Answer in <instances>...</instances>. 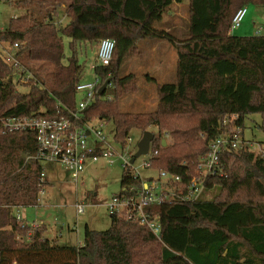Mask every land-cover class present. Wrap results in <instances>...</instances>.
Listing matches in <instances>:
<instances>
[{"label": "trees", "instance_id": "obj_1", "mask_svg": "<svg viewBox=\"0 0 264 264\" xmlns=\"http://www.w3.org/2000/svg\"><path fill=\"white\" fill-rule=\"evenodd\" d=\"M182 1L0 0L27 10L0 31V42L19 44L18 58L27 69L41 73L50 64L53 75L48 85L35 71L38 77L22 92L0 51V122L22 116L71 118L84 74L77 47L110 38L116 41L112 61L95 70L102 85L109 84L84 112L85 121L113 124L114 139L123 148L134 129L143 136L158 128L153 169L178 175L187 184L210 143L229 128L224 124L228 114L238 116L233 124L243 133L246 118L260 114L258 127L264 133V35L231 33L237 11L249 3L263 6L264 0H190L189 31L177 42L156 24ZM63 5L66 25L55 20ZM64 37L71 39L72 50L66 63ZM146 39L176 46L177 79L161 84L149 76L157 85L156 108L122 111V97L138 90L134 73L121 76L122 65L139 54V43ZM166 134L172 141L164 146ZM37 152L33 132L0 129V264H264V156L249 147L220 154V170L208 177L199 200L146 207L160 221V237L147 226L111 215L107 230L86 226L81 246L58 244L45 236L44 225L22 226L14 216V207L38 204L44 166ZM122 183L141 186L128 170L122 172Z\"/></svg>", "mask_w": 264, "mask_h": 264}, {"label": "built area", "instance_id": "obj_2", "mask_svg": "<svg viewBox=\"0 0 264 264\" xmlns=\"http://www.w3.org/2000/svg\"><path fill=\"white\" fill-rule=\"evenodd\" d=\"M247 12V7L240 8L232 20V29L238 28ZM261 29L257 30L260 35ZM116 41L106 38L100 41L97 53L98 62L93 66L94 71L97 67L109 66ZM0 51L5 61L13 68L18 81L27 83L34 77L32 73L26 74L24 65L18 58L19 44L9 42H0ZM102 80L95 71L94 82L85 86H79V93L83 92L78 99L75 110L71 111V118L56 119L45 118L41 116H22L6 117L0 122V129L3 133H15L20 131H30L36 136L38 143V152L35 156L43 166L45 163H55L63 166L69 171L75 183L80 181L82 175L91 165L104 161L106 165H120L122 170H128L134 180L140 181V188L136 186L124 187L122 179L120 181V190L114 193L107 207L110 215H116L119 218L134 221L147 226L155 235L160 237L161 224L157 217L146 210V207L152 204L171 202L178 200L182 202H195L199 200L204 192L206 181L210 175H214L220 170V154L225 150H241L251 147L249 141L240 137L241 128L233 123L238 119L237 115H226L224 124L230 125L229 128L216 140L209 145V152L200 159L196 174L192 176L187 184H182V178L178 175L165 171H159V177L152 176L150 179L143 178L135 162L132 163L133 155L138 147L134 148V141L131 136L128 137V146L123 148L117 144L114 139L113 129L109 132L105 130L109 122L104 120L85 121V111L96 103ZM165 137H170L166 134ZM162 138L163 144H167L166 138ZM152 144L149 149V158L143 163L142 167L153 169L151 159L154 152ZM138 146V145H137ZM260 153H264L262 148ZM45 168L40 178L39 195L45 193ZM174 187V190L171 189ZM22 207H14V216L18 222L24 226L28 225L37 228L38 224H29L20 216ZM77 214H83L86 211V204L78 201L76 204ZM16 212V213H15ZM40 226V225H39Z\"/></svg>", "mask_w": 264, "mask_h": 264}, {"label": "rangeland", "instance_id": "obj_3", "mask_svg": "<svg viewBox=\"0 0 264 264\" xmlns=\"http://www.w3.org/2000/svg\"><path fill=\"white\" fill-rule=\"evenodd\" d=\"M49 5V4H47ZM53 5V4H52ZM52 8L51 6H47ZM246 15L242 21L241 26L249 25L252 33L257 29H261V35H264V5L259 6L254 3L246 5ZM60 10V11H59ZM188 12V8H186ZM26 9L17 7L16 5L0 2V31H4L9 28L10 21L16 17L25 15ZM63 15H65V9L58 7V13L55 18L59 21ZM66 20L62 25H66ZM60 23V22H59ZM187 23L185 21L180 24L183 29ZM168 26L166 21H161L156 24L158 29H166ZM240 28V27H239ZM238 28V29H239ZM238 29H235L236 31ZM243 29V28H242ZM241 29V30H242ZM235 31V32H236ZM240 30H238L239 32ZM171 35L175 39H181L177 36V32L172 30ZM241 33V31H240ZM65 42V63L72 55V50L69 46V40L64 37ZM170 45L171 42L166 41ZM173 46V45H172ZM78 58L81 64H84V74L82 78L81 86H85L94 82L95 71L93 65L98 62L97 53L99 50V44L87 43L78 45ZM40 64H36L39 66ZM25 67V66H24ZM175 68V76L170 83L176 82L177 79V66ZM26 69L32 73L33 76H37L35 69ZM36 71V72H35ZM38 73V72H37ZM134 73L137 76L138 90L137 92L125 94L121 101L120 107L122 111L126 112H150L156 108L157 105V85L154 81L149 80V76L154 78L157 75H161L157 64H151L148 61L143 62L139 56L132 55L126 58L123 62L121 69V76ZM39 77L46 81V84L51 85L53 82L52 68L50 64L44 65L42 72L38 73ZM38 77V76H37ZM167 79H171L170 75L166 73ZM35 78V77H34ZM17 81V89L22 92L29 91L28 83H22L18 81V76H15ZM83 93V92H82ZM261 123V115L253 114L246 118L244 133L241 129L240 137L243 140L250 141V149L254 150L257 154L260 153V149L264 150V144L258 142L264 140V133L259 129L258 124ZM113 129V124H108L105 127L106 131ZM155 136L159 135V130L156 127L150 128ZM130 136L134 141V148H137L138 142L142 137V133L139 130L134 129ZM167 143H171L170 137H165ZM138 150V149H137ZM135 151V153L137 152ZM134 153V154H135ZM264 156V153H262ZM149 158V154L141 155L136 159L135 166L140 171L143 178L150 179L152 176L158 178L159 171L155 169L143 168V163ZM44 168L47 169V180H51V184H47L45 187L46 193L41 195V204L39 208L29 206L20 209V216L26 221L33 222L34 220H43L48 225L49 238H56L58 236L61 245H77L80 241L84 242V234L86 226H89L92 230L103 231L107 230L111 226L110 210L107 207V203L110 201L114 193H118L120 190V181L122 179V168L120 165L110 166L106 165L104 161L99 162L96 166L90 167L87 174H85L78 183H75L72 179L69 171L63 166L55 163H45ZM171 189L174 190V187ZM77 201L86 204V211L83 214L78 215L76 210ZM16 213V212H15ZM72 228H75L73 230ZM63 234L61 238L59 235Z\"/></svg>", "mask_w": 264, "mask_h": 264}, {"label": "crops", "instance_id": "obj_4", "mask_svg": "<svg viewBox=\"0 0 264 264\" xmlns=\"http://www.w3.org/2000/svg\"><path fill=\"white\" fill-rule=\"evenodd\" d=\"M189 4H190V0H183L181 3L175 2L170 7V9L167 11V13L164 15V18L162 20L163 22L166 21L168 24V26L165 29L167 32H171L172 30H174L178 33L177 36H179L181 39H175L177 42H180V41H183L184 39H186L187 33L189 31V25H190ZM62 7L65 8L64 5ZM186 8H188V12H187ZM65 20L67 21L66 22V24H67L69 22V17L67 16L66 12H65V15H63V17L58 21V23L60 22V24H62ZM184 21H185V23H187V25L184 26V28L182 29L180 27V24H182ZM241 25L239 26L240 28L238 27L239 29L236 28V29L240 30L241 33H240V31L238 32V30L236 31L235 29H231L232 35H234V36L257 35L258 29L256 31H254V33H252V31H248V30H250V26L248 24L245 26H241ZM67 39L69 40V43H70L71 39L68 37H67ZM87 43H89V42H81L80 44L83 45V44H87ZM97 44H99V43H97ZM172 45L167 43L166 40H156V39H146V40H142L139 43V54L136 56H139V58L143 62L148 61L151 64H154V63L157 64V67L159 68L161 75H157L154 78L157 80V82H159L161 84L170 83V80H173L174 76H175L174 66L175 65L177 66L178 54H177L176 46L174 44H172ZM170 70H171V79H167L166 73L168 75H170ZM82 95H83L82 92L79 93V98H81ZM157 100H158V97H157ZM109 124H111V123H109ZM247 141L250 142V141H254V140H247ZM261 141H263V140H260L258 142H261ZM96 165L97 164L89 166L87 168L86 172L83 174V177H85L84 175L88 173V171L90 170L89 169L90 167L92 168L93 166H96ZM45 171H46L45 178H47L48 171L46 168H45ZM47 184H51V180L45 179V187ZM45 193H46V190H45ZM40 202H41V195H39L38 204L34 207L39 208L40 206H42V204ZM23 208H25V207H23ZM24 221L29 223V224L36 223V224H38V226L44 225L46 227L45 236L48 237L47 236L48 225L43 220H41L39 222L37 219L34 220L33 222L26 221V220H24ZM72 229L75 230V228H72ZM59 236L62 238L63 234L60 233ZM50 239H52V238H50ZM53 240H56L58 242V244H62L59 241L58 236L56 238H54ZM82 244H83V241L82 242L80 241L76 246H81ZM65 245H68V244L65 243Z\"/></svg>", "mask_w": 264, "mask_h": 264}, {"label": "water", "instance_id": "obj_5", "mask_svg": "<svg viewBox=\"0 0 264 264\" xmlns=\"http://www.w3.org/2000/svg\"><path fill=\"white\" fill-rule=\"evenodd\" d=\"M108 84H109V81H107V82H105L103 84V86L101 87V89L99 91L100 94H103L105 92ZM154 139H155V134L153 132L148 131V130L144 132L143 136L141 137V139L138 142V146H137L138 147V150L134 154V157H133V159L131 161L132 163H134L136 161V159L138 157H140L141 155L148 154L149 149H150V145L154 141ZM163 145L164 146L166 145L165 142H164Z\"/></svg>", "mask_w": 264, "mask_h": 264}]
</instances>
